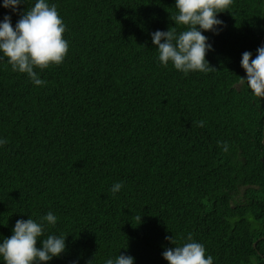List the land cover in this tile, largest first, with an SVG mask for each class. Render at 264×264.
<instances>
[{"label":"trees","instance_id":"1","mask_svg":"<svg viewBox=\"0 0 264 264\" xmlns=\"http://www.w3.org/2000/svg\"><path fill=\"white\" fill-rule=\"evenodd\" d=\"M36 2L14 12L0 0V22L10 16L15 27ZM46 3L69 50L61 64L34 69L45 83L0 53V243L31 218L44 224L38 248L67 237L48 264L120 254L168 264L166 237L182 245L189 233L213 264H264V98L239 83L242 54L255 59L264 47V0H233L218 14L219 34L203 32L218 71L188 74L165 67L152 41L175 27V0ZM49 212L55 226L42 220Z\"/></svg>","mask_w":264,"mask_h":264},{"label":"clouds","instance_id":"2","mask_svg":"<svg viewBox=\"0 0 264 264\" xmlns=\"http://www.w3.org/2000/svg\"><path fill=\"white\" fill-rule=\"evenodd\" d=\"M22 3H26V0H3V7L16 12ZM232 4L233 0H175L178 12L170 15L175 27L152 33L159 61L165 67L171 62L176 70L184 74L217 70L206 59L212 46L203 32L219 34L218 28L223 25V21L217 16L227 12ZM177 26H183L184 30L177 33ZM65 31L56 6H50L46 0H37L34 6L21 14L15 27L10 16H5L0 22V53L3 58H7L14 72L26 73L35 85H43L45 81L38 77L34 69L43 70L63 62L69 50L68 42L64 39ZM241 66L247 79L240 77L239 83L246 82L256 97L264 98V47L257 49L255 59L250 52H244ZM194 126L203 127L204 122H194ZM6 143V140H0V145ZM222 147L225 152L228 151L227 143ZM123 186L122 182L115 183L111 192L118 193ZM135 219L141 222L142 217L136 216ZM42 220L51 226L57 222L52 212L47 213ZM43 235V223L31 218L18 220L13 235L0 243V257L4 264H48L66 251L67 237L55 235L43 238V246L38 248L37 242ZM166 239L175 245L162 253L168 264H213V258L206 256L204 246L196 242L191 233L182 245H178L175 238ZM94 259L89 264H94ZM106 264H134V258L120 254L115 260L107 259Z\"/></svg>","mask_w":264,"mask_h":264},{"label":"bare ground","instance_id":"3","mask_svg":"<svg viewBox=\"0 0 264 264\" xmlns=\"http://www.w3.org/2000/svg\"><path fill=\"white\" fill-rule=\"evenodd\" d=\"M104 38V37H103ZM78 50V49H77ZM77 52V51H76ZM93 52V51H92ZM79 64V63H78ZM96 68V67H95ZM80 75V74H79ZM79 77V76H78ZM83 77V76H82ZM78 84V83H77ZM64 85V84H63ZM73 85V84H72ZM79 85V84H78ZM82 89V88H81ZM70 90V89H69ZM81 91V90H80ZM31 94V93H30ZM66 99V98H65ZM60 120V119H59ZM91 123V122H90ZM66 125V124H65ZM98 128V127H97ZM32 138V137H31ZM94 140V139H93ZM44 149V148H43ZM56 156V155H55ZM77 157V156H76ZM101 159V158H100Z\"/></svg>","mask_w":264,"mask_h":264},{"label":"water","instance_id":"4","mask_svg":"<svg viewBox=\"0 0 264 264\" xmlns=\"http://www.w3.org/2000/svg\"><path fill=\"white\" fill-rule=\"evenodd\" d=\"M263 143H264V140H263Z\"/></svg>","mask_w":264,"mask_h":264}]
</instances>
